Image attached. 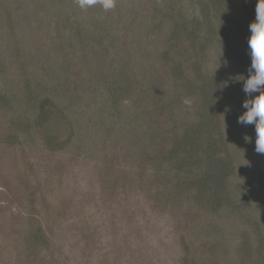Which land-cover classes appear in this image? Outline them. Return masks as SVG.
I'll return each instance as SVG.
<instances>
[{
    "label": "trees",
    "instance_id": "16d2710c",
    "mask_svg": "<svg viewBox=\"0 0 264 264\" xmlns=\"http://www.w3.org/2000/svg\"><path fill=\"white\" fill-rule=\"evenodd\" d=\"M255 4L0 0V264H59L90 206L116 238L167 218L176 264H264V155L237 123Z\"/></svg>",
    "mask_w": 264,
    "mask_h": 264
},
{
    "label": "rangeland",
    "instance_id": "374dc122",
    "mask_svg": "<svg viewBox=\"0 0 264 264\" xmlns=\"http://www.w3.org/2000/svg\"><path fill=\"white\" fill-rule=\"evenodd\" d=\"M238 0H233L237 4ZM84 166L74 172V177L80 190L89 189L88 183L90 176L84 173ZM46 177L51 179L52 173L46 172ZM71 182V181H70ZM71 187L77 189L72 183ZM8 204L3 197V189L0 187V208L7 207ZM0 209V222L2 220ZM88 214L92 215L91 221L93 226L98 227L96 234L91 233L89 236L69 237L63 240L61 247L56 254L63 261H57L59 264H130L135 263L139 255L148 258L150 264H176L178 247L175 244L176 237L170 221L164 216L149 214L147 219L148 226H143L140 233L141 239L135 238V233L130 229L123 228L118 237H114L106 220V216L97 211L92 206L88 209ZM144 221V217H141ZM126 239L123 235L128 234ZM6 244L0 240V261H7ZM1 249L4 251L1 252Z\"/></svg>",
    "mask_w": 264,
    "mask_h": 264
},
{
    "label": "clouds",
    "instance_id": "9594fccd",
    "mask_svg": "<svg viewBox=\"0 0 264 264\" xmlns=\"http://www.w3.org/2000/svg\"><path fill=\"white\" fill-rule=\"evenodd\" d=\"M96 2L97 0H77L81 9H86ZM100 2L105 11L115 7V0ZM248 27L251 33L247 39L251 63L247 69V76L241 75L240 80L246 97L241 106L246 111L237 118V123L254 126L255 151L264 155V0H256L255 20ZM184 103L190 104V101L185 100ZM245 138L247 141L251 139Z\"/></svg>",
    "mask_w": 264,
    "mask_h": 264
}]
</instances>
